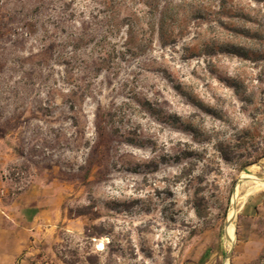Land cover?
<instances>
[{
  "label": "rangeland",
  "instance_id": "1",
  "mask_svg": "<svg viewBox=\"0 0 264 264\" xmlns=\"http://www.w3.org/2000/svg\"><path fill=\"white\" fill-rule=\"evenodd\" d=\"M0 173L29 264H264V0H0Z\"/></svg>",
  "mask_w": 264,
  "mask_h": 264
},
{
  "label": "crops",
  "instance_id": "2",
  "mask_svg": "<svg viewBox=\"0 0 264 264\" xmlns=\"http://www.w3.org/2000/svg\"><path fill=\"white\" fill-rule=\"evenodd\" d=\"M60 207L58 196L35 187L9 197L0 173V264L33 261L61 219Z\"/></svg>",
  "mask_w": 264,
  "mask_h": 264
},
{
  "label": "bare ground",
  "instance_id": "3",
  "mask_svg": "<svg viewBox=\"0 0 264 264\" xmlns=\"http://www.w3.org/2000/svg\"><path fill=\"white\" fill-rule=\"evenodd\" d=\"M251 177V176H250ZM249 179V178H248ZM242 180V179H241ZM252 180V179H251ZM247 181V180H246ZM256 181V180H255ZM249 182V181H248ZM262 183V182H261ZM245 185V184H244ZM249 185H251V184H249ZM260 185V184H259ZM253 186V185H252ZM257 186V185H256ZM240 188H241V186H239ZM249 187V186H248ZM262 187V186H261ZM254 191H256V190H254ZM263 191V190H262ZM253 194V193H252ZM238 199V198H237ZM231 216H230V221L231 220H233L234 218H235V210L232 212V214H230ZM229 218V217H228ZM226 221H228V220H226ZM232 228V227H231ZM229 229L228 230V232H227V239H228V241L229 242H231L232 241V238H233V233H232V229ZM99 246H101V244L99 245ZM227 263V262H226Z\"/></svg>",
  "mask_w": 264,
  "mask_h": 264
},
{
  "label": "water",
  "instance_id": "4",
  "mask_svg": "<svg viewBox=\"0 0 264 264\" xmlns=\"http://www.w3.org/2000/svg\"><path fill=\"white\" fill-rule=\"evenodd\" d=\"M230 257V252H228L227 254H226V259H228Z\"/></svg>",
  "mask_w": 264,
  "mask_h": 264
}]
</instances>
